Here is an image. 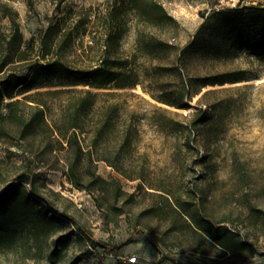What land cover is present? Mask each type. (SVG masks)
I'll return each mask as SVG.
<instances>
[{"label": "rangeland", "instance_id": "rangeland-1", "mask_svg": "<svg viewBox=\"0 0 264 264\" xmlns=\"http://www.w3.org/2000/svg\"><path fill=\"white\" fill-rule=\"evenodd\" d=\"M156 1L171 19L134 9L120 18V51L130 58L138 83L99 89L116 91L99 98L101 116L103 101L119 109L107 143L93 147L72 171V151L60 148L46 127H39L31 144L17 139L18 133L0 141V194L28 169L39 194L24 208L0 212V264H99L102 243L120 246L103 264H264V53L235 49L231 40L207 30L183 60L179 54L209 13L254 11L264 0ZM108 3L0 0V26L8 30L10 16L3 14L12 13L24 39H31L52 17L87 13L88 22L65 53L75 65H92ZM198 76L216 82L201 86L193 80ZM188 79L193 84H184ZM63 97L49 98L55 109ZM175 99L190 107L171 105ZM198 103L205 109L203 122L183 130L198 118ZM127 128L132 145L122 150ZM104 154L121 161V168L98 159ZM22 185L30 191L29 183ZM199 209L214 224L235 230L253 252L224 251L199 234L193 221Z\"/></svg>", "mask_w": 264, "mask_h": 264}, {"label": "trees", "instance_id": "trees-1", "mask_svg": "<svg viewBox=\"0 0 264 264\" xmlns=\"http://www.w3.org/2000/svg\"><path fill=\"white\" fill-rule=\"evenodd\" d=\"M108 1L110 5L105 12V19L102 20L100 54L92 65H75L68 61L65 53L75 44L80 29L88 22L87 13L79 17L71 16V21L64 19L65 17H52L31 39H24L20 23L14 14H3L10 16L11 23L8 30L0 26V72L3 73L0 77V141H6L9 136L18 133L17 139L31 144L39 127H46L54 135L60 148L72 151L68 158L72 171L88 153H92L93 147L96 150L98 146L109 141V135L116 127L119 109L116 102L103 101L106 107L102 110V117L99 98L113 96L116 91L99 89H118L138 83V74L129 68L130 58L122 55L120 51V40L125 31L120 18L126 9L138 10L150 16L157 10L162 18L172 17L156 0ZM5 7L8 8L6 12H10L7 4ZM207 30L231 40L235 49L264 53V6L254 11L234 7L209 13L194 38L181 48L180 59L186 57ZM138 41L142 42L140 36ZM154 44L151 43V47L157 46ZM18 65L22 68L20 72L17 71ZM191 80L183 82L189 86L193 84ZM193 80L201 86L216 82L204 76L195 77ZM59 85L64 87H55ZM31 89L35 90L29 92ZM199 91L198 89L195 93ZM19 94L22 96L19 97ZM62 95L64 97L55 109L49 98H60ZM192 98L193 94H190V100ZM170 104L179 108L190 107V102L178 99ZM194 112L193 115L198 118H193L183 130L191 131L193 125L200 126L203 122V105L198 103ZM132 139L131 129L127 128L122 135L120 148L127 150L132 145ZM98 156V159H104L116 168H121V161H114L105 154ZM33 175L31 169L20 175L23 182L30 184V191L22 185V181L7 183L0 194V212H15L21 207L24 208L23 204H31L33 195L39 196ZM72 220L93 241L79 221L74 218ZM193 221L199 234H206L224 251L253 252L250 244L235 230L226 224H214L202 215L200 209L193 216ZM101 246L103 251L99 264H103L106 256L120 247L111 243H102Z\"/></svg>", "mask_w": 264, "mask_h": 264}]
</instances>
